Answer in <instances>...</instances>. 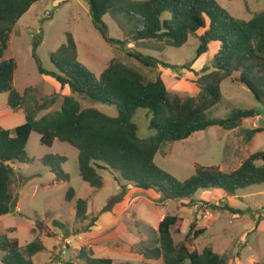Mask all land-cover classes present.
Returning <instances> with one entry per match:
<instances>
[{
  "label": "trees",
  "instance_id": "trees-1",
  "mask_svg": "<svg viewBox=\"0 0 264 264\" xmlns=\"http://www.w3.org/2000/svg\"><path fill=\"white\" fill-rule=\"evenodd\" d=\"M42 1L53 0H0V95H6L10 109L22 111L26 119L14 130L0 127V218L12 214L17 205L12 194L16 172L11 165L35 162L27 152L34 133L48 148L59 141L77 149L80 176L95 191L104 188L102 171H108L116 175L119 183L159 194L160 203L191 200L184 205L190 208L196 206L195 196L201 191H220L228 198L252 186L264 185V152L251 155L233 172L198 168L185 181L156 163V156L169 143L186 141L213 127L234 131L242 127L244 121L262 115L261 109H235L223 118L209 117L223 101L222 84L236 74L238 82L264 109V12L243 20L232 16L216 0H84L94 28L110 45L124 49L130 41H154L181 49L194 38L199 42L197 58L207 54L212 43H219L220 49L204 74L198 75L197 96L181 97L170 93L164 74L159 71V64L170 65L141 53L128 56L154 69L156 78H148L118 59H113L97 77L80 62L78 47L70 34L66 43L51 54L53 69L48 70L38 55L43 43L40 34L33 42L32 53L39 74L51 78L70 94L64 96L60 110L39 117L56 105L60 94L42 102L28 90L21 94L14 85L18 64L15 59L4 60V55L14 28ZM108 17L127 36L125 41L110 37L105 22ZM83 103L89 106L84 107ZM98 104L113 107L117 115L105 114L97 108ZM139 109H146L152 115L149 129L154 134L148 138L139 136V127L133 119ZM263 132L262 128L248 131L247 140ZM40 162L56 176L57 182H70V175L63 170L66 157L47 155ZM75 197L76 191L69 188L65 201L71 203ZM212 207L234 214L244 213L228 205ZM88 208L89 200L76 201L75 223L87 232L99 219L94 217L87 224ZM35 224L34 233L44 227L41 221ZM182 227L183 221L178 216L164 217L154 231L157 236L153 244L142 252L144 259L162 261V264H227L226 259L211 248L201 253L195 249V241L206 231L195 230L194 224L187 238L177 244L175 236L181 234ZM45 250L39 237L21 245L7 234L0 236L1 264H35L34 258ZM80 258L86 264H114L111 259L95 258L92 251L85 248L81 249Z\"/></svg>",
  "mask_w": 264,
  "mask_h": 264
},
{
  "label": "rangeland",
  "instance_id": "rangeland-1",
  "mask_svg": "<svg viewBox=\"0 0 264 264\" xmlns=\"http://www.w3.org/2000/svg\"><path fill=\"white\" fill-rule=\"evenodd\" d=\"M216 1L238 19L250 20L264 12V0ZM105 22L109 26L110 37L122 41L127 39L109 17ZM40 34L43 35V43L38 55L43 67L48 70L53 69L51 54L66 43L70 34L78 47L80 62L97 77L113 59H118L146 77L156 78L154 69H148L128 56L141 53L170 65L159 64V71L164 74L170 93L181 97L197 96L199 90L195 82L220 49L219 43H212L210 51L197 58L199 42L194 38L181 49L154 41H130L123 49L108 44L94 28L89 6L84 0L42 1L34 5L14 28L4 55V60L15 59L18 64L14 85L21 94L28 90L40 102L61 95H58L56 105L39 117L60 110L64 96L70 94L51 78L39 74L32 53L33 42ZM237 78L236 74L222 84L223 101L210 112L209 117L223 118L235 109H261L262 115L244 121L243 126L234 131L213 127L186 141L167 144L156 156L159 167L185 181L198 168L233 172L251 155L264 152V132L256 134L251 141L247 140L248 131L264 129V109ZM83 106L89 104L83 103ZM97 108L109 116L117 115L113 107L98 104ZM151 118L146 109H139L133 118L142 138L154 134L149 129ZM25 120V114L12 111L8 106V97L0 95V127L14 130ZM27 152L35 160L33 164L11 165L16 172L12 194L17 205L12 214L0 218V236L7 234L21 245L39 237L46 250L34 258L35 264H86L80 258L82 248L92 251L95 258L111 259L114 264H162V261H146L142 252L153 244L157 236L154 231L158 230L166 216H178L183 221L181 234L175 236L177 244L187 238L194 224L195 230L206 231L194 243L198 252L211 248L224 257L227 264H259L264 261V185L252 186L228 198L220 191H201L195 196L196 206L189 208L184 205L191 200L160 203L159 194L142 192L125 182L121 184L116 175L108 171H102L105 186L96 192L83 182L78 166V150L67 143L56 141L53 148H48L34 133ZM47 155L67 158L63 170L70 175V182H57L56 176L41 164L40 161ZM71 187L76 191V197L68 203L65 196ZM78 199L89 200L87 224L92 218H99L96 226L88 232L75 223ZM212 205H228L244 213L217 210ZM37 221H41L44 227L34 233Z\"/></svg>",
  "mask_w": 264,
  "mask_h": 264
},
{
  "label": "crops",
  "instance_id": "crops-1",
  "mask_svg": "<svg viewBox=\"0 0 264 264\" xmlns=\"http://www.w3.org/2000/svg\"><path fill=\"white\" fill-rule=\"evenodd\" d=\"M22 112V111H21ZM97 192V191H96Z\"/></svg>",
  "mask_w": 264,
  "mask_h": 264
}]
</instances>
